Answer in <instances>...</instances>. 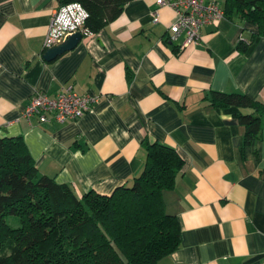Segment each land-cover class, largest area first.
<instances>
[{"label":"crops","instance_id":"obj_1","mask_svg":"<svg viewBox=\"0 0 264 264\" xmlns=\"http://www.w3.org/2000/svg\"><path fill=\"white\" fill-rule=\"evenodd\" d=\"M59 6L0 0V136H22L40 173L79 196L132 185L144 169L146 138L173 147L185 165L164 200L183 241L159 264H264V130L243 156L246 128L236 114L252 110L205 100L218 91L264 103L259 27L226 16L181 50L169 32L175 11L132 0L75 49L47 60ZM240 40L252 41L246 52ZM66 85L99 100L75 121L22 117L33 92L55 96Z\"/></svg>","mask_w":264,"mask_h":264},{"label":"trees","instance_id":"obj_2","mask_svg":"<svg viewBox=\"0 0 264 264\" xmlns=\"http://www.w3.org/2000/svg\"><path fill=\"white\" fill-rule=\"evenodd\" d=\"M79 1L90 12L87 25L99 32L132 0ZM226 16L259 27L264 36V0H226ZM252 43L240 40L246 52ZM215 108L239 107L245 126L241 153L264 130V103L241 93L213 91ZM142 173L112 194L90 190L77 195L66 183L42 175L22 136H0V264H159L178 250L183 231L166 210L164 192L177 185L185 161L170 146L146 138ZM18 218L12 226L9 218Z\"/></svg>","mask_w":264,"mask_h":264},{"label":"built area","instance_id":"obj_3","mask_svg":"<svg viewBox=\"0 0 264 264\" xmlns=\"http://www.w3.org/2000/svg\"><path fill=\"white\" fill-rule=\"evenodd\" d=\"M159 6H169L176 13V20L170 27V38L179 42L183 50L201 42L203 28L207 25H217L226 17V12L219 0H158ZM90 12L79 1L59 6L51 24L46 40V49L63 43L75 33L90 35L87 25ZM99 97L90 94H80L72 85H66L55 96L37 90L30 96L22 117L31 120L37 117L40 122L52 119L64 123L75 121L91 111Z\"/></svg>","mask_w":264,"mask_h":264},{"label":"water","instance_id":"obj_4","mask_svg":"<svg viewBox=\"0 0 264 264\" xmlns=\"http://www.w3.org/2000/svg\"><path fill=\"white\" fill-rule=\"evenodd\" d=\"M82 38L83 35L79 32L71 35L63 43L49 48L45 54V58L47 60H53L58 56L75 49L79 45Z\"/></svg>","mask_w":264,"mask_h":264},{"label":"rangeland","instance_id":"obj_5","mask_svg":"<svg viewBox=\"0 0 264 264\" xmlns=\"http://www.w3.org/2000/svg\"><path fill=\"white\" fill-rule=\"evenodd\" d=\"M8 221H9V223H10L12 226H18V225H20V224H19L20 221H19V219L16 218V217H15V218L10 217Z\"/></svg>","mask_w":264,"mask_h":264}]
</instances>
